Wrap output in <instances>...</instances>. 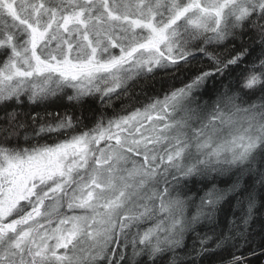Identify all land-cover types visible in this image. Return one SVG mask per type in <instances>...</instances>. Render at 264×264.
<instances>
[{"label":"snow or ice","instance_id":"1","mask_svg":"<svg viewBox=\"0 0 264 264\" xmlns=\"http://www.w3.org/2000/svg\"><path fill=\"white\" fill-rule=\"evenodd\" d=\"M261 209L264 0H0V264H264Z\"/></svg>","mask_w":264,"mask_h":264},{"label":"trees","instance_id":"2","mask_svg":"<svg viewBox=\"0 0 264 264\" xmlns=\"http://www.w3.org/2000/svg\"><path fill=\"white\" fill-rule=\"evenodd\" d=\"M196 66L198 67V65ZM187 71H188V68H181L179 70H169L168 72L161 70L156 75L155 79H150L148 81H141L139 84H137L135 87V91L140 92L141 89H143L144 91H147L151 95L154 92L160 91L162 85L164 87V90H167L168 82L172 81L173 77H182V74ZM176 83L178 84L179 81H176ZM97 107L98 105L92 103V101H87L81 105L72 107V106H68V102L66 100H63V101L56 100L54 102L49 101L46 104L40 105L36 107L35 110L42 114L45 112V110L49 112H61V113L67 110L69 113H74L76 116H81V115L90 116L91 110ZM233 205H234V201L224 204L223 210L218 214L219 229L226 230L229 221L234 218L233 217V211H234ZM261 212H264V209H261ZM236 215L238 216L239 213L237 212ZM261 222L262 221L259 218V213H258V218L252 225V227L255 228L257 232L260 231ZM205 231H208L207 227H204L201 229L202 233ZM191 243H192V238L189 237L188 244L191 245ZM211 259L215 260L216 257H211Z\"/></svg>","mask_w":264,"mask_h":264}]
</instances>
